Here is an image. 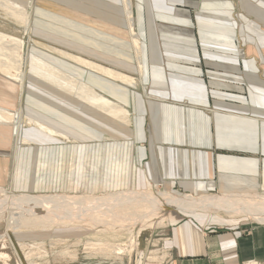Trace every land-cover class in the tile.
Listing matches in <instances>:
<instances>
[{"label": "crops", "instance_id": "0c3cea01", "mask_svg": "<svg viewBox=\"0 0 264 264\" xmlns=\"http://www.w3.org/2000/svg\"><path fill=\"white\" fill-rule=\"evenodd\" d=\"M4 2L28 13L30 52L110 104L0 71L1 190L264 197V0ZM165 211L160 264H264V222Z\"/></svg>", "mask_w": 264, "mask_h": 264}, {"label": "bare ground", "instance_id": "6f19581e", "mask_svg": "<svg viewBox=\"0 0 264 264\" xmlns=\"http://www.w3.org/2000/svg\"><path fill=\"white\" fill-rule=\"evenodd\" d=\"M2 3H0V5ZM125 8L128 13V8L126 6ZM0 10H4L3 12H0L1 72L17 80H22L26 73H34L45 77L69 90H72V92H77L87 98L90 97L91 100L95 101V103L100 100L104 103V105L110 104V102L106 103V101L102 100L100 97L97 98L96 96H90L88 92L82 90H86L87 88H77L78 84L75 81L60 78V76L57 74L58 71L54 70L53 67L30 52L29 44L32 42V40L29 36L30 31L28 13H21L17 9H11L10 6H0ZM11 10H15L16 13H11ZM14 15L16 18H13ZM2 118L11 119L8 113L0 110V119ZM125 192L126 193H112L106 197H87L68 195H15L11 192H6L0 189V218L6 223L5 231L0 234L1 247H5V243L9 242L12 244L14 251L18 255V253H22L23 246L20 247L21 244L19 245L12 241L10 236L11 232H18L19 230H24L27 228L40 227L41 229H47L56 227L58 225L65 226L66 223H69V221H75L76 219H81V217L84 216H87V218H91L93 221H95L97 217H100L99 215H102L104 218L103 221L109 225L111 224V221H126L127 219L133 220L132 218L135 216L142 218V220H146V222H150V220L154 218L156 221L154 224H157L162 221V212L166 209H180L188 212L201 209L212 212H220L232 217L247 216L252 221L264 222V197L259 195L251 196L232 194L222 196L203 195L200 197H179L177 195V197L167 192L155 194L148 191ZM126 204L131 205L129 207H131L130 209L133 211L121 213V206ZM141 207L143 209H137ZM124 210L125 209H123V211ZM123 215L128 216L125 217ZM146 225H148V223ZM111 226L113 227L112 224ZM18 245L20 249H18ZM28 245L30 244L28 243ZM134 245L136 244L133 236L131 235L126 242L109 245L107 249H109V251L113 254H122L125 251L131 250ZM102 250L107 251L106 249ZM154 254L157 255L158 253L154 251ZM9 257L10 255L6 251L0 252V259H3L4 262L8 261ZM22 259L24 260L25 258L23 257ZM20 264H24L22 260H20Z\"/></svg>", "mask_w": 264, "mask_h": 264}, {"label": "rangeland", "instance_id": "374dc122", "mask_svg": "<svg viewBox=\"0 0 264 264\" xmlns=\"http://www.w3.org/2000/svg\"><path fill=\"white\" fill-rule=\"evenodd\" d=\"M0 6H5V4H1ZM3 11L4 10H0V12ZM19 11L22 13V10ZM11 13H16V11L11 10ZM23 13L25 14L26 12ZM13 18H16V16L14 15ZM144 191H148L153 194L163 192L165 193V191L162 190L159 186H151ZM126 205L121 206V213L133 211L130 209L131 207H129L131 205ZM123 209L125 210L123 211ZM137 209L139 210L143 208L141 207ZM165 213L166 211L162 212L163 219ZM99 216L100 217H97L96 219L97 221H93L91 218H87V216H84L81 217V219L69 221V223H66L65 226L58 225L56 227L47 229H41L40 227L27 228L24 230H19L18 232H11L10 236L12 240L19 245L21 244L20 247L23 246L22 253H20L21 255H17L14 251V248L12 247V244H10L9 242L5 243L7 250L5 249L2 251H6L10 255L8 264H20L21 256L22 258L24 257L26 259H22V262L24 264H131L132 261L130 262V255L134 251H136V249L125 251L124 253L126 254H113L107 248L109 245L126 242L132 235L134 241L137 242L136 247L138 248L141 245H143L144 247V249H138V253L139 255H141L142 260H140L139 262L141 263L138 264H145V262L148 261L146 257L148 256V252L150 250H158L159 253L156 252L158 254L155 255L153 251L150 254L149 263L160 264L159 256L161 255V252L159 249L161 246L159 240V228L164 224L163 219L160 223L154 224V222L156 221L154 218H152L150 220L152 224L151 225L150 222H146V220H142V218L135 216L134 218H132L133 220L127 219L128 221H111V224L113 225L112 227L111 224H106V222L103 221L104 218L102 217V215ZM127 216L128 215H126L125 217ZM248 220L253 222L251 219ZM2 221L4 222V220L0 218V234H2L6 228V223L4 222L5 224H3ZM147 223L148 225H146ZM34 229H37V231H35ZM66 229L69 231L71 229V234H73V236L71 234H68L70 235V237H66ZM81 231L82 233L80 234ZM33 232H37L38 236H36V239H32ZM28 243L30 245H28ZM19 245L18 249H20ZM102 249H106L107 251H103ZM64 251L65 253H67L65 254Z\"/></svg>", "mask_w": 264, "mask_h": 264}]
</instances>
